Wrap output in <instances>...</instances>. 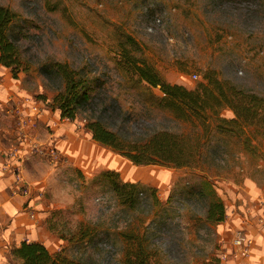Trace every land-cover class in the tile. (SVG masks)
Masks as SVG:
<instances>
[{
	"label": "rangeland",
	"instance_id": "1",
	"mask_svg": "<svg viewBox=\"0 0 264 264\" xmlns=\"http://www.w3.org/2000/svg\"><path fill=\"white\" fill-rule=\"evenodd\" d=\"M0 5L17 14L11 33L29 67L15 80L0 64V121L17 110L15 103L25 110L37 103L39 114L44 113L40 121L39 115L23 112L28 122L18 134L39 148L25 158L24 171L17 167L25 182L33 181L19 209L20 221L31 229L29 238L36 235L51 252L83 264H132L140 244L148 264H218L220 237L255 217L247 211L245 223L234 226L242 214L239 206L245 205L238 206V192L252 181L256 193L264 195V136L251 127L249 145L220 138L214 132L216 118L234 117L227 107L218 115L207 111V129L148 105L120 69L121 46L131 37L137 48L128 45L130 55L154 66L169 83L194 89L212 73L264 97V0H0ZM156 17L161 23L150 32ZM54 62L78 72L94 96L73 121L61 119L53 108L64 84L42 68ZM94 116H102L129 141L160 129L187 135L199 141L202 161L183 168L135 165L92 139L84 125ZM12 125L19 132L15 120ZM48 138L55 143L48 145ZM67 140L75 142V151L82 150L70 153L69 146L66 152ZM108 172L140 184L134 207L120 204ZM202 180L210 181L215 197L203 189ZM217 198L225 204L226 218L212 223L206 220V206ZM32 200L37 225L26 213ZM11 264L21 262L12 258Z\"/></svg>",
	"mask_w": 264,
	"mask_h": 264
},
{
	"label": "trees",
	"instance_id": "2",
	"mask_svg": "<svg viewBox=\"0 0 264 264\" xmlns=\"http://www.w3.org/2000/svg\"><path fill=\"white\" fill-rule=\"evenodd\" d=\"M16 18L17 14L13 10L0 5V64L10 71L15 80L22 72L29 70L28 65L24 64L17 40L12 37L11 30ZM128 45L137 48L136 42L127 37L121 46L120 54L123 61L119 64L120 69L146 95L148 105L165 110L178 119L194 123L196 121L203 128L209 127L206 117L208 110L218 115L220 109L227 107L233 111L234 117L216 118L214 132L220 138L228 136L249 145L251 135H248L247 131L251 127L264 136L263 96L240 89L230 82L218 80L212 73L206 80L199 81L194 89L169 83L154 66L134 59L130 55L131 49L127 47ZM42 71L61 77L64 90L55 95L53 108L59 111L61 119L75 120L79 110L94 99L88 82L66 63H50L44 65ZM155 89L159 94L154 93ZM84 127L95 142L112 148L135 165L158 164L183 168L197 167L202 161H199L202 156L199 141L193 142L184 134L160 129L146 134L140 140L129 141L119 131L110 128L102 116L86 119ZM117 176V173H107L118 201L127 207H134L139 194L142 193L140 184L119 181ZM202 183L203 189L215 197V189L210 181L202 180ZM204 190H201L202 194H205ZM206 208L207 221L221 223L225 220L226 207L222 200L212 199ZM136 250L134 257L138 261L132 264H148L141 244ZM10 253L12 258L21 264H83L68 259L61 252H51L43 243L37 241L24 240L14 246Z\"/></svg>",
	"mask_w": 264,
	"mask_h": 264
},
{
	"label": "crops",
	"instance_id": "3",
	"mask_svg": "<svg viewBox=\"0 0 264 264\" xmlns=\"http://www.w3.org/2000/svg\"><path fill=\"white\" fill-rule=\"evenodd\" d=\"M15 104L17 110H9L8 115L2 117V120L0 121V213H2V219L0 218V264H11V249L14 246L19 245V243L24 240L37 241L43 243L42 240L36 235H33V238H29L28 234L29 232H31V229H29V227L27 228V226H25L20 221L19 215H21V213L19 212V209L23 207L22 204L26 199L25 197L27 196L21 195L18 191V182L15 169L16 167L20 168V166H22V169L24 171L23 167L25 158L31 157V155H29L30 152L38 153L39 148L35 145H32L30 138L23 139L22 136H18V134H24L25 127L21 129H19L18 127L19 132H17L14 131L13 125L12 127L10 126V122H12L13 124L15 120L17 123L18 118L21 116L20 113L23 112L29 114L31 118L35 115H39L38 117L41 121L43 120L42 118H44V113L42 112L39 114V106L41 105L37 103L30 104V108L27 110L21 109L20 103ZM50 138H48L50 143H48V145L55 143V139ZM69 146L71 147L69 151L70 153H77L78 150L79 152L82 150V148L80 149L78 147V150L75 151V142H73V145H71L69 144V140L66 141V145L63 147V149L68 152ZM16 148H18V150L20 149L18 157H14L11 154L12 150ZM29 173H31V176L35 175L34 170L32 168H30ZM22 179L25 182V179ZM32 182H25L30 186V190L31 186H33ZM34 187L37 189L40 188L41 185L39 184ZM256 188L259 189L256 183L249 181L246 186L242 187V189L238 192V206L241 203L245 205L239 206V208H241L242 214L237 215L238 218L234 221V226L238 227L241 224L245 223L247 211H253L252 213L255 217H253L254 220L252 219L253 221L246 226L247 228L244 227L239 229H233V227L231 228V232L229 235L230 237H220L219 242L222 248L221 250L225 251L228 254V258L223 264H264V195H258L256 193L258 191H256ZM252 200H255V202H257L256 208H253ZM26 213L27 216L29 215V221L37 225V205L35 204L34 200L29 203L28 212ZM220 227L221 225L218 228ZM243 229L246 230L244 236L253 240V244L247 253L238 247L232 246L229 243V240H231L232 237L237 235L238 231ZM222 239H224L225 242L227 241V243L223 244Z\"/></svg>",
	"mask_w": 264,
	"mask_h": 264
},
{
	"label": "built area",
	"instance_id": "4",
	"mask_svg": "<svg viewBox=\"0 0 264 264\" xmlns=\"http://www.w3.org/2000/svg\"><path fill=\"white\" fill-rule=\"evenodd\" d=\"M160 23H161V19L159 17H156L154 19V23L148 27V31L152 32L154 30V27L159 25ZM195 77L197 76L195 75ZM0 107H1V103H0ZM20 114L21 116L18 118V122H17L19 129L24 128L26 123L28 122V118L24 117L23 113H20ZM19 150L18 148L14 149L12 150L11 154L14 157H18L20 153ZM51 153H54V150H52ZM15 169H16L19 193L23 196H29L31 193L29 185L26 183H23V179L21 178V175L19 174V172H17L18 168L16 167ZM222 242L223 244L227 243V241L225 242L224 239H222ZM229 243L232 246L238 247L247 253L253 244V240L251 238H248L244 235H240L239 233H237V235H235L234 237H232L231 240H229ZM227 258H228V254L225 251L221 250V253L219 255L220 264H223L227 260Z\"/></svg>",
	"mask_w": 264,
	"mask_h": 264
},
{
	"label": "clouds",
	"instance_id": "5",
	"mask_svg": "<svg viewBox=\"0 0 264 264\" xmlns=\"http://www.w3.org/2000/svg\"><path fill=\"white\" fill-rule=\"evenodd\" d=\"M42 55V54H41Z\"/></svg>",
	"mask_w": 264,
	"mask_h": 264
}]
</instances>
